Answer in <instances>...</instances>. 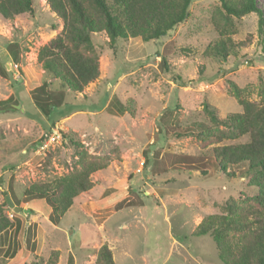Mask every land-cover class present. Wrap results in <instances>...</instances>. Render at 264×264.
I'll return each mask as SVG.
<instances>
[{
    "label": "rangeland",
    "instance_id": "374dc122",
    "mask_svg": "<svg viewBox=\"0 0 264 264\" xmlns=\"http://www.w3.org/2000/svg\"><path fill=\"white\" fill-rule=\"evenodd\" d=\"M256 1L264 9V0ZM219 3L192 0L189 17L154 41L129 37L109 45L104 33L95 34L98 78L82 92L64 90L49 117L36 106L32 91L45 81L55 94L59 85L36 55L62 23L45 0H34L31 13L0 16V215L10 223L0 232V264H45L53 250L56 264H67L69 255L74 264H94L104 242L114 264H223L212 238L193 230L204 216L225 213L228 202L259 208L253 175L245 166L232 168L235 174L229 176L210 166L206 174L185 169L179 154L208 158L215 144L197 139L195 130L171 135L192 121L207 122L205 102L220 117L241 111L232 84L248 100L260 99L264 41L256 13L231 20L232 40H246L244 46L224 59L205 56L207 45L219 38L212 20ZM122 103H129L131 112L121 113ZM163 114L170 127L166 136L159 131ZM54 128L60 140L40 148L38 140ZM80 154L104 167L91 173L93 187L76 196L55 224L46 200L28 199L24 190L77 173ZM12 191L21 199L19 211L4 203Z\"/></svg>",
    "mask_w": 264,
    "mask_h": 264
},
{
    "label": "trees",
    "instance_id": "16d2710c",
    "mask_svg": "<svg viewBox=\"0 0 264 264\" xmlns=\"http://www.w3.org/2000/svg\"><path fill=\"white\" fill-rule=\"evenodd\" d=\"M34 0H0V16L13 19L22 13L33 11ZM48 9L57 17L62 28L59 33L42 44L36 60L42 70L59 85L55 94L50 90L51 83L43 81L32 91L36 106L46 116L52 114L64 97V90L82 92L84 87L98 78L99 53L95 49L94 35L104 33L107 43L113 45L117 39L139 37L143 42L154 41L166 35L176 25L190 15L192 0H45ZM219 6L212 15L219 38L205 48V56L226 58L234 53L237 46H244L246 40L235 43L232 35L236 32L232 18L239 19L251 12L256 13L257 31L264 41V9L256 0H219ZM16 60L17 56H13ZM166 69V60L161 58ZM179 78V76H176ZM231 93L241 106V111L231 112L224 117L205 102L203 113L207 122L192 121L183 131H173L171 135L181 137L193 134L200 141L211 140L212 156L192 157L179 154V161L185 169H198L206 174L208 167L225 174H235L232 168L245 166V172L252 174V182L258 188L259 208H237L230 202L224 205L225 213H212L204 216L193 230L195 236L209 235L215 243L218 257L223 264H264V88L259 91L258 102L248 100L243 89L232 84ZM121 113L131 112L129 103L119 104ZM167 115L170 110L165 111ZM167 116L162 115L164 126L159 131L169 133ZM180 123L176 125L179 126ZM168 131V132H167ZM72 144L75 140L66 137ZM247 136L245 142L221 143ZM45 139L41 137L39 143ZM80 154L81 168L48 182L34 183L25 188L28 199L44 198L51 206L50 220L57 224L60 217L72 205L80 193L93 187L91 173L102 169L104 164L86 162ZM209 167V168H210ZM12 205L19 206L21 199L12 191ZM6 205V199L4 201ZM5 215H0V232L9 226ZM58 251L53 250L45 264H56ZM34 264H37L34 262ZM67 264H74L69 255ZM94 264H114L112 250L102 243L97 251Z\"/></svg>",
    "mask_w": 264,
    "mask_h": 264
},
{
    "label": "built area",
    "instance_id": "2783aa9c",
    "mask_svg": "<svg viewBox=\"0 0 264 264\" xmlns=\"http://www.w3.org/2000/svg\"><path fill=\"white\" fill-rule=\"evenodd\" d=\"M61 138V134L57 128L51 130L50 134L46 136L43 142L40 145V148L45 147L48 143L59 141Z\"/></svg>",
    "mask_w": 264,
    "mask_h": 264
},
{
    "label": "water",
    "instance_id": "95a60500",
    "mask_svg": "<svg viewBox=\"0 0 264 264\" xmlns=\"http://www.w3.org/2000/svg\"><path fill=\"white\" fill-rule=\"evenodd\" d=\"M6 202L8 203L9 206H12V208L15 210V211H19L20 210V207L19 206H13L12 203L10 202L9 198L6 196Z\"/></svg>",
    "mask_w": 264,
    "mask_h": 264
}]
</instances>
